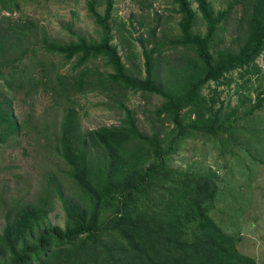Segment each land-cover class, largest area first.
Returning <instances> with one entry per match:
<instances>
[{
  "label": "trees",
  "instance_id": "1",
  "mask_svg": "<svg viewBox=\"0 0 264 264\" xmlns=\"http://www.w3.org/2000/svg\"><path fill=\"white\" fill-rule=\"evenodd\" d=\"M171 1L181 15L180 34L169 45L155 12L146 31L149 37L143 33L137 38L144 76L135 73L136 64L125 62L114 44L115 0L88 1L101 28L99 40L79 35L76 41L61 42L31 18L1 25L0 146L35 134V140L63 162V172L84 199H63L64 227L46 223L45 202L18 201L5 216L0 264H259L211 215L220 192L214 178L179 172L167 160L189 131L211 137L230 131L226 122L232 116L215 110L202 91L235 71L262 72L257 60L264 53V0H231L221 11L211 0ZM12 6H17L16 0H0V14ZM98 7L104 8L102 14ZM237 7L241 16L235 18L236 33L223 45L224 39H217L236 17ZM199 19L204 33L195 29ZM38 48L68 61L76 59L79 70L61 73L53 63L37 59ZM168 51L181 57L176 69L166 57ZM34 58L38 62L29 64ZM98 59L110 69L89 66ZM130 91L163 99L153 111L157 119L150 135L138 128L135 113L124 105ZM93 92L112 98L123 109L126 117L120 125L83 130L78 97ZM41 93L50 99L43 122L35 126L20 120L12 102L16 95L33 99ZM263 106L264 90L248 114ZM166 123L173 125L175 134H166ZM163 193L168 200L160 197Z\"/></svg>",
  "mask_w": 264,
  "mask_h": 264
},
{
  "label": "rangeland",
  "instance_id": "2",
  "mask_svg": "<svg viewBox=\"0 0 264 264\" xmlns=\"http://www.w3.org/2000/svg\"><path fill=\"white\" fill-rule=\"evenodd\" d=\"M88 1L16 0L17 6H12L10 12H1L0 27L31 18L52 39L61 42L76 41L79 35L99 40L101 28L90 13ZM211 1L216 11L226 9L231 2ZM98 11L102 14L104 8L98 7ZM155 12L161 16L159 30L165 28L167 42L172 45L171 41L180 34L181 15L171 0H115L114 44L119 46L125 62L136 64L134 71L137 75L145 74L143 49L137 38L143 33L149 37L146 31L154 23ZM234 14L236 17L230 18L227 30L217 39H224L223 45H229L236 33L235 18H240L241 7H237ZM195 29L204 33L201 19ZM129 53L131 60H128ZM36 57L45 64L53 63L63 74H74L79 70L76 69V59L68 61L62 55L46 53L44 49L38 48ZM166 57L173 69L181 63L179 53L170 54L168 51ZM38 60L34 58L29 64ZM257 63L262 68L261 73L235 71L220 83L211 82L202 91L215 110L232 116L226 122L230 131L217 137L189 131L187 137L178 140L167 162L179 172L214 178L220 192L211 215L226 234L238 240L243 252L256 256L258 263L264 264V106L248 114L257 102L258 94L264 90V53ZM89 66L101 71L110 69L104 59L94 60ZM78 98L81 125L85 131L120 125L126 117L123 109L120 110L112 98L101 92ZM12 102L17 117L36 126L46 117L50 99L43 93L33 99L17 94ZM162 102L163 99L155 94L130 91L124 105L135 113L138 128L150 135L152 123L157 119L153 111ZM51 119L49 116V121ZM164 128L168 136L171 131L176 133L171 124L166 123ZM63 169H66L63 162L51 153L48 145L35 140V134L24 135L11 145L0 146V235L6 225L7 212L18 207V201L36 205L45 202L49 210L46 223L65 226L67 217L63 199L82 202L84 198ZM160 197L168 200L165 193Z\"/></svg>",
  "mask_w": 264,
  "mask_h": 264
}]
</instances>
